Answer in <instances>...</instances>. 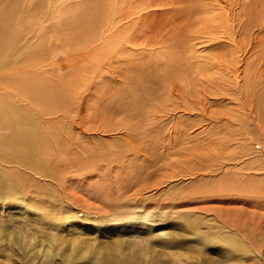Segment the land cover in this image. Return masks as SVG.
<instances>
[{"label": "rangeland", "instance_id": "rangeland-1", "mask_svg": "<svg viewBox=\"0 0 264 264\" xmlns=\"http://www.w3.org/2000/svg\"><path fill=\"white\" fill-rule=\"evenodd\" d=\"M1 26L0 264H264V0H0Z\"/></svg>", "mask_w": 264, "mask_h": 264}, {"label": "bare ground", "instance_id": "bare-ground-1", "mask_svg": "<svg viewBox=\"0 0 264 264\" xmlns=\"http://www.w3.org/2000/svg\"><path fill=\"white\" fill-rule=\"evenodd\" d=\"M119 11V10H118ZM121 11V10H120ZM100 13H102V10H100L99 11V13H98V15H97V20H95V25H94V27L96 26V25H98L99 24V22H100ZM102 17H103V13H102ZM103 19V18H102ZM105 19H106V17H105ZM113 23H115V22H113ZM117 25V24H116ZM9 40V36H8V34H7V32H6V30L3 28V26H1L0 27V47L3 45V44H5L7 41ZM179 62V63H178ZM180 63H181V60H177L176 59V63H175V67L176 68H179V66H180ZM185 70V69H184ZM185 72V71H184ZM189 72V71H188ZM40 93H42V92H40V91H38V94H40ZM7 105H9V102L7 101V100H4V99H2V103H0V116H2L3 118H4V120L2 119V118H0V120H2L3 122H5V121H7V110H6V106ZM24 242V243H23ZM25 241H23V240H20V244H21V246H22V248H23V246L25 245ZM28 249V248H27ZM74 250V249H73ZM97 260H98V257H97ZM97 260H96V262H97ZM95 262V263H96Z\"/></svg>", "mask_w": 264, "mask_h": 264}]
</instances>
